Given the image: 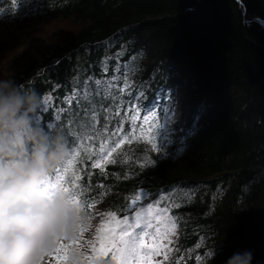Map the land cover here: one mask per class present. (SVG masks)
Masks as SVG:
<instances>
[{"label":"trees","instance_id":"trees-1","mask_svg":"<svg viewBox=\"0 0 264 264\" xmlns=\"http://www.w3.org/2000/svg\"><path fill=\"white\" fill-rule=\"evenodd\" d=\"M35 14L73 31L9 76L41 98L34 122L78 153L48 178H63L87 223L128 217L147 192L179 228L165 264L245 249L264 264V26L247 18L264 21V0H0L2 18ZM179 100L180 143L158 155L131 114L180 112ZM122 134L133 137L118 145Z\"/></svg>","mask_w":264,"mask_h":264},{"label":"clouds","instance_id":"clouds-1","mask_svg":"<svg viewBox=\"0 0 264 264\" xmlns=\"http://www.w3.org/2000/svg\"><path fill=\"white\" fill-rule=\"evenodd\" d=\"M41 98L0 76V264H41L60 241L78 238L87 226L81 206L57 186L41 191L48 177L70 160L59 132L34 122ZM213 249L210 261L215 258ZM83 252L72 248L68 264H81ZM253 251L234 252L225 264H252Z\"/></svg>","mask_w":264,"mask_h":264},{"label":"rangeland","instance_id":"rangeland-1","mask_svg":"<svg viewBox=\"0 0 264 264\" xmlns=\"http://www.w3.org/2000/svg\"><path fill=\"white\" fill-rule=\"evenodd\" d=\"M250 20L255 17L248 16ZM14 17L2 18L0 16V76H9L13 73L19 72L31 58H40L42 54L47 53L50 46L55 42L61 40L73 31V27L60 23H50L49 27L43 28L42 20L27 17L22 20ZM55 22V21H54ZM52 24V25H51ZM179 99L181 97H178ZM178 109L174 112H169V106L165 107L164 115L158 113L157 119L152 126L144 122V115L152 116L155 109L142 115L141 113L131 114V124L133 128L138 132L141 139L149 145L153 151V144L156 143L158 155L171 154V149L179 142L180 132L183 126V115L181 108V100L178 101ZM182 111V112H181ZM173 113V115H172ZM135 117V120L133 119ZM138 122L137 125L135 122ZM152 140V143L149 140ZM120 140L118 144H121ZM180 151L182 147H179ZM55 184V183H52ZM61 187V186H59ZM56 187L50 186V183H45L41 189L44 193H50L55 190ZM62 188V187H61ZM143 195V192L140 193ZM142 198L134 206V210L131 215L128 216L129 221L134 223L136 219L143 221L147 216L152 221L153 226L147 231L149 236L145 237L144 246L150 250V254L147 257L148 264H165L169 261L171 254L175 252V245L177 243V237L179 228L176 224V228L171 230V221L169 211L161 212V209H166L160 206L149 198ZM153 205L151 209L148 205ZM159 205V207H157ZM139 212L140 216L136 217V213ZM108 212L99 211L95 218L87 223V226L78 234V238L60 241L57 248L49 253L47 256L41 258V264H68V252L72 248H79L83 252V260L81 264H103V262L111 257L113 264H119L118 259H113V248L104 245L103 247L96 240L98 235L97 229H100L103 223L105 227L102 231H109V225H113L115 230L118 231V223L123 219L115 218L113 221L107 216ZM159 226L160 233L157 234L156 227ZM171 241V243H169ZM151 250H156L157 254H151ZM101 253L102 258L99 260H91L89 258L97 255V252ZM167 256V259H165ZM59 257V259L57 258Z\"/></svg>","mask_w":264,"mask_h":264},{"label":"snow or ice","instance_id":"snow-or-ice-1","mask_svg":"<svg viewBox=\"0 0 264 264\" xmlns=\"http://www.w3.org/2000/svg\"><path fill=\"white\" fill-rule=\"evenodd\" d=\"M17 0H12L13 6H16ZM96 83L99 84L100 80L97 79ZM78 91V90H74ZM85 98L87 96L92 95V93H89L86 89L84 90ZM47 104L48 102L45 101ZM131 103V101L129 102ZM94 107V105H93ZM60 111H63L62 109ZM85 122L83 123V127L87 128L90 125L87 123V117L89 114V107L85 106L82 109ZM135 111V109H134ZM139 114V113H137ZM77 116H79V112L76 113ZM93 115L95 113L93 112ZM158 113L153 112L152 116L144 115V122L149 125V127L152 126V123L155 122L157 119ZM135 120V117L133 118ZM150 143H152V140H149ZM72 148H75V142H72ZM153 148L155 151H157L156 143L153 144ZM70 155L73 156V159H75V156L78 155V153L74 151H70ZM108 163H116V161L109 160ZM151 163H154L151 162ZM73 164V160H69L68 166L71 167ZM99 165V161H97L95 164H93V167H97ZM101 171L103 172L104 169L101 167ZM62 177H58L55 184H51L52 187H57L62 185ZM79 179V177H77ZM149 194L147 192H144L143 195L137 194L135 197V201L139 202L142 198L146 199ZM74 203L78 204V201L76 197L74 196ZM91 207V205H89ZM153 205H148V208L151 209ZM159 207V205H157ZM179 207V205H177ZM161 212H167V209H161ZM107 216L110 217L113 221H115L116 213L114 211H110L107 213ZM140 213H136V217H139ZM171 221V230L173 231L176 228L175 224V217L169 218ZM153 226V223L151 220L148 219L147 216L144 217L143 221L140 219H136L134 223L129 221V218L126 216L123 220L119 221L118 228L119 230L116 231L115 227L113 225H109V231L104 232L102 229L105 227V225L102 223L100 229H97L98 235L96 236V240L100 243V245L103 247L104 245H108L112 247L113 250V259H118L119 264H148L147 257L150 254V250L146 249L144 246V240L145 237L149 236V232L147 229L151 228ZM159 226L156 227L157 234L160 233ZM171 243V241H169ZM151 254H157L156 250H151ZM59 259V257H57ZM101 253L98 251L97 255L94 257H91L89 259L91 260H99L101 259ZM165 259H167V256H165ZM107 264V262H105Z\"/></svg>","mask_w":264,"mask_h":264},{"label":"bare ground","instance_id":"bare-ground-1","mask_svg":"<svg viewBox=\"0 0 264 264\" xmlns=\"http://www.w3.org/2000/svg\"><path fill=\"white\" fill-rule=\"evenodd\" d=\"M33 15H34V13H33ZM35 19L39 20V17H38L37 14H35ZM257 19H260V18H254L252 21L255 22V23H258L259 25H262L261 23H259V22L257 21ZM135 112H136V111H135ZM136 113H137V112H136ZM138 113H141L142 115H144V110H140Z\"/></svg>","mask_w":264,"mask_h":264},{"label":"water","instance_id":"water-1","mask_svg":"<svg viewBox=\"0 0 264 264\" xmlns=\"http://www.w3.org/2000/svg\"><path fill=\"white\" fill-rule=\"evenodd\" d=\"M257 21H258L259 23H261L262 26H264V21H263L262 19H257Z\"/></svg>","mask_w":264,"mask_h":264}]
</instances>
